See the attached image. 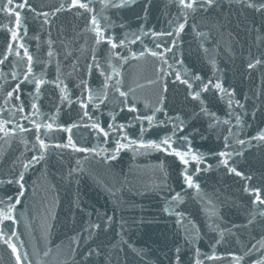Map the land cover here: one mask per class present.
<instances>
[{
  "label": "snow or ice",
  "instance_id": "snow-or-ice-1",
  "mask_svg": "<svg viewBox=\"0 0 264 264\" xmlns=\"http://www.w3.org/2000/svg\"><path fill=\"white\" fill-rule=\"evenodd\" d=\"M136 4L0 0V244L10 264H33V255L41 256L35 246L27 251L20 232L22 223L29 228L30 172L46 175L70 150L85 155L62 180L78 182L89 158L115 179L122 153L157 152L163 157L158 175L144 190L158 198L159 217L175 226L163 251L167 264H264V152L259 167L247 163L252 149H264V119L253 126L258 113L264 115V0H227V9L223 0H168L175 11L166 13L161 30L130 28L121 13ZM141 4L137 19L148 16L152 0ZM189 29L210 75L186 62ZM134 66L148 69L142 82L129 74ZM229 72L251 87L238 88ZM177 89L180 108L170 99ZM205 134L216 144L202 151L194 141ZM213 173L232 180L237 194L221 198L219 188L206 187ZM107 190L114 198L119 191ZM189 203L198 205L195 212ZM233 209L242 213L241 222L228 218ZM86 215L62 253L49 260L48 248L36 264H131L130 254L141 264L146 253L126 238V221L107 211ZM101 236L107 243L95 242ZM233 241L240 246L229 247Z\"/></svg>",
  "mask_w": 264,
  "mask_h": 264
},
{
  "label": "water",
  "instance_id": "water-1",
  "mask_svg": "<svg viewBox=\"0 0 264 264\" xmlns=\"http://www.w3.org/2000/svg\"><path fill=\"white\" fill-rule=\"evenodd\" d=\"M33 2L57 4L59 0H33ZM223 5L227 9V0H223ZM169 11H175V9L169 7L168 0H152V7L148 16L137 19L138 16L143 17L141 0H137V4L130 11H123L121 16L133 30L138 29L141 24L161 30L167 26L169 17L166 13ZM62 19L71 20V17ZM236 31L240 30L236 29ZM241 35L245 34L241 32ZM3 40L4 34L0 33V44L3 43ZM185 49L186 62L198 69L204 68L206 74L210 75V71L205 68L203 55L198 51L197 43L191 36L190 29L185 35ZM220 66L224 67L223 59H221ZM128 72L130 75L141 78V82L142 78L148 75V69L140 66H134L128 69ZM228 75L231 82L243 91H247L251 87L249 82L241 81L239 75H235L233 72H229ZM143 95L145 98L151 99V93L147 88L144 89ZM173 97L174 106L182 107L183 95L179 89L170 94V99ZM213 110L215 109L213 108ZM262 119H264V115L258 113L256 121L253 122L254 128ZM194 144L205 151L208 147H214L216 140L213 135L205 134V139L196 137ZM261 152H264V149H252L247 154V163L259 167ZM84 155L71 153L68 150L62 157L53 160L46 175H42L39 169L35 173L30 172L28 175L29 228H25L22 223L20 232L23 234L22 238L28 243L27 251L32 253L33 246H35L41 253L40 257L33 255V264H36L38 259H43L42 253L48 248H51L53 252V257L48 258L49 260L55 259L58 252L62 253L67 248L70 237L79 231L81 215L87 219V212H92L95 216L97 212L104 213L105 211L108 214H114L117 221L127 222L124 225L127 233L126 238L131 236L136 247L143 249V252L146 253L141 264H158L161 261L163 264H167L163 251L166 250L165 245L171 244L175 226L171 221H165L159 217L158 198L144 190L146 185L156 179L158 175L156 166L163 159L162 155L157 152L139 156H134L132 152L122 153L114 164L115 172L121 173L115 179L111 175L112 170L89 158L87 161H83L84 172L80 174L78 182L69 183L67 180H62L61 176L67 174L68 168L73 166L77 159H82ZM164 163L167 169L172 161L169 159ZM175 176L176 173L173 171L171 179L174 180ZM32 181L36 182L34 189L32 188ZM108 187L119 189L115 198L107 190ZM206 187L219 188L221 198L237 194L236 184L230 179L222 180L216 173L207 177ZM49 204H52L50 211L48 210ZM73 204L83 207L85 213H80L79 207H73ZM197 207L198 205L193 203L187 205L189 212H195ZM141 218L143 223H139ZM228 218L239 223L242 220V213L233 209ZM196 219L202 220V216H197ZM133 220H136L137 223L133 224ZM119 230L120 225L114 224L113 231ZM109 236L111 237L112 233H109ZM100 240H105L107 243L103 236L97 238L95 242L99 243ZM200 246L204 250L207 246V240H202ZM228 246L238 248L240 245L233 241ZM219 247L222 250L225 246ZM129 259L131 264H137L140 260L139 257L132 254L129 255ZM0 264H10V253L2 244H0Z\"/></svg>",
  "mask_w": 264,
  "mask_h": 264
}]
</instances>
